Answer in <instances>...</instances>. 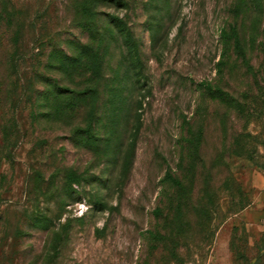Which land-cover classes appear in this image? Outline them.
<instances>
[{"label": "rangeland", "instance_id": "obj_1", "mask_svg": "<svg viewBox=\"0 0 264 264\" xmlns=\"http://www.w3.org/2000/svg\"><path fill=\"white\" fill-rule=\"evenodd\" d=\"M259 16L0 0V264H264Z\"/></svg>", "mask_w": 264, "mask_h": 264}, {"label": "trees", "instance_id": "obj_2", "mask_svg": "<svg viewBox=\"0 0 264 264\" xmlns=\"http://www.w3.org/2000/svg\"><path fill=\"white\" fill-rule=\"evenodd\" d=\"M257 6H258L259 12H260V16L258 18V21H259L260 24L261 23L263 24V30H264V0H257ZM260 47H261L262 52H264V41H262V44L260 45ZM258 82H260L258 84V89L260 91H264V61L262 63V69L259 70V79H258L257 83ZM208 89H210L212 91L211 94H213V95L218 96V93L217 92L219 91V92H223L222 94L224 95L225 98L229 99L231 97V94L229 92H227V91H222V90H219V89L213 90L210 87H208ZM83 93H85V92L84 91H81V92L78 93V95L83 94ZM114 97H115V95H112L110 101L113 102V103H116ZM243 107H245V106H243ZM244 111H245V109L243 108L242 109V113H244Z\"/></svg>", "mask_w": 264, "mask_h": 264}]
</instances>
